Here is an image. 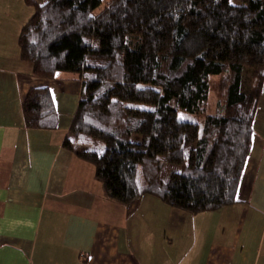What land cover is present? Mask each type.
<instances>
[{"label": "trees", "instance_id": "obj_1", "mask_svg": "<svg viewBox=\"0 0 264 264\" xmlns=\"http://www.w3.org/2000/svg\"><path fill=\"white\" fill-rule=\"evenodd\" d=\"M24 2L20 58L33 75L81 80L63 146L109 197L190 213L236 201L264 82V0ZM22 116L56 126L48 87L27 90Z\"/></svg>", "mask_w": 264, "mask_h": 264}, {"label": "crops", "instance_id": "obj_2", "mask_svg": "<svg viewBox=\"0 0 264 264\" xmlns=\"http://www.w3.org/2000/svg\"><path fill=\"white\" fill-rule=\"evenodd\" d=\"M32 11L0 0V264H264V82L235 202L197 213L149 194L124 204L63 146L81 80L33 75L20 58ZM31 87L50 89L55 127L24 125Z\"/></svg>", "mask_w": 264, "mask_h": 264}, {"label": "rangeland", "instance_id": "obj_3", "mask_svg": "<svg viewBox=\"0 0 264 264\" xmlns=\"http://www.w3.org/2000/svg\"><path fill=\"white\" fill-rule=\"evenodd\" d=\"M103 2L105 1V0H102ZM215 98L213 97V96H211V109H213V107H214V103H215ZM90 164H92L91 162H90ZM93 165V164H92ZM172 170V167L171 166H169V165H167V166H165L164 167V169H163V171H162V176L163 177H167L168 176V173L170 172ZM150 195V194H149ZM153 196V195H152ZM154 198H156L158 201L160 200L158 197H155V196H153ZM160 202H161V204L163 203V204H166L165 202H163L162 200H160ZM168 205V204H167ZM156 212H157V210H156ZM155 215H157V214H155Z\"/></svg>", "mask_w": 264, "mask_h": 264}, {"label": "snow or ice", "instance_id": "obj_4", "mask_svg": "<svg viewBox=\"0 0 264 264\" xmlns=\"http://www.w3.org/2000/svg\"><path fill=\"white\" fill-rule=\"evenodd\" d=\"M229 2H231V0H229Z\"/></svg>", "mask_w": 264, "mask_h": 264}]
</instances>
